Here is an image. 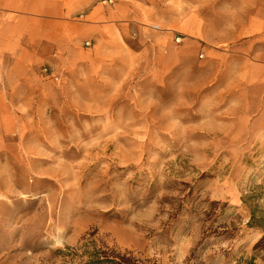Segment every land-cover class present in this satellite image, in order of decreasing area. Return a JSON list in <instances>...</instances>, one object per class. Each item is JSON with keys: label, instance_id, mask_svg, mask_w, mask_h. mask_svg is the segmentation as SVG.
<instances>
[{"label": "rangeland", "instance_id": "374dc122", "mask_svg": "<svg viewBox=\"0 0 264 264\" xmlns=\"http://www.w3.org/2000/svg\"><path fill=\"white\" fill-rule=\"evenodd\" d=\"M93 9L63 31L0 9V264H61L53 252L83 237L150 264L251 256L262 231L242 198L264 208V0ZM211 201L232 238L201 240Z\"/></svg>", "mask_w": 264, "mask_h": 264}, {"label": "trees", "instance_id": "16d2710c", "mask_svg": "<svg viewBox=\"0 0 264 264\" xmlns=\"http://www.w3.org/2000/svg\"><path fill=\"white\" fill-rule=\"evenodd\" d=\"M258 195L254 192L243 196L242 203L248 210L247 227L260 229L261 237L254 243L252 255L247 258H241L237 264H264V208L257 203ZM220 205L219 201H211L209 207L202 215L204 230L202 239L216 237V239H230L233 237L236 226L233 222L217 221L216 207ZM225 206L226 203L221 204ZM53 256L59 258L61 264H150V261L136 258L131 251L119 250L116 247L108 246L101 240L90 237H83L75 247H66L57 249ZM155 264V263H151Z\"/></svg>", "mask_w": 264, "mask_h": 264}, {"label": "crops", "instance_id": "0c3cea01", "mask_svg": "<svg viewBox=\"0 0 264 264\" xmlns=\"http://www.w3.org/2000/svg\"><path fill=\"white\" fill-rule=\"evenodd\" d=\"M108 2V0H0V9L23 16L29 22L58 24L59 30L63 31L69 23L74 22L71 18L91 17L97 4L103 5ZM80 22L82 30L93 26L88 20H79L77 23Z\"/></svg>", "mask_w": 264, "mask_h": 264}, {"label": "built area", "instance_id": "2783aa9c", "mask_svg": "<svg viewBox=\"0 0 264 264\" xmlns=\"http://www.w3.org/2000/svg\"><path fill=\"white\" fill-rule=\"evenodd\" d=\"M109 2H111V0H108ZM87 44H88V42H87ZM45 71V70H44Z\"/></svg>", "mask_w": 264, "mask_h": 264}]
</instances>
